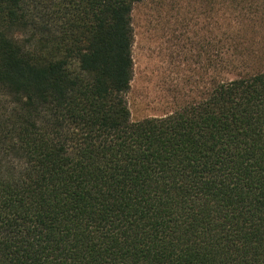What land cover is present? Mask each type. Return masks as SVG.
<instances>
[{"label":"trees","instance_id":"16d2710c","mask_svg":"<svg viewBox=\"0 0 264 264\" xmlns=\"http://www.w3.org/2000/svg\"><path fill=\"white\" fill-rule=\"evenodd\" d=\"M144 1L0 0V264H264V43L205 0L204 93L133 122Z\"/></svg>","mask_w":264,"mask_h":264},{"label":"rangeland","instance_id":"374dc122","mask_svg":"<svg viewBox=\"0 0 264 264\" xmlns=\"http://www.w3.org/2000/svg\"><path fill=\"white\" fill-rule=\"evenodd\" d=\"M205 2L146 0L136 5L135 71L128 94L133 122L168 115L204 93L212 23ZM216 9H221L220 29L241 24L249 31L253 25L257 33L246 38L264 43V0H225Z\"/></svg>","mask_w":264,"mask_h":264}]
</instances>
